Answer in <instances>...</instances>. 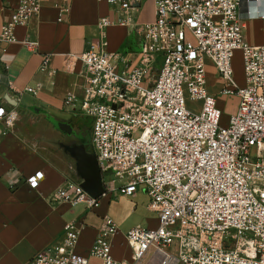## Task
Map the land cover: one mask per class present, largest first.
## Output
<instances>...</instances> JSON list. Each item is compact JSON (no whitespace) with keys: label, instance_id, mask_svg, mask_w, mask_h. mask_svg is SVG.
Masks as SVG:
<instances>
[{"label":"built area","instance_id":"2783aa9c","mask_svg":"<svg viewBox=\"0 0 264 264\" xmlns=\"http://www.w3.org/2000/svg\"><path fill=\"white\" fill-rule=\"evenodd\" d=\"M104 1L120 16H101L87 48L70 55L82 64L78 109L90 120L100 173H110L125 196L142 187L156 226L125 231L131 250L126 262L110 253V237L118 230L110 216H102L87 255L75 250L78 226L71 220L60 241L37 251L29 264H88L91 257L99 264H136L149 250L160 264H264V43L244 39L245 0H153L154 19L146 23L132 18L140 0ZM255 4L264 9V0ZM39 7V0H18L1 24L0 42L14 41V28ZM56 7L61 20L70 4L56 0ZM112 24L130 26L140 36L134 60L105 49ZM22 44L37 49L28 37ZM235 50L243 85L233 78ZM208 61L221 81L218 94L237 98L225 123L207 89ZM49 62L50 54H43L40 68ZM39 88L38 83L25 90L36 95ZM187 99L200 100L199 110L189 109ZM63 103L72 105L73 96ZM15 117L0 105V120L11 124ZM42 176L35 171L25 182L35 188ZM102 195L94 197L75 182L56 190L59 199L87 209L98 206Z\"/></svg>","mask_w":264,"mask_h":264},{"label":"crops","instance_id":"0c3cea01","mask_svg":"<svg viewBox=\"0 0 264 264\" xmlns=\"http://www.w3.org/2000/svg\"><path fill=\"white\" fill-rule=\"evenodd\" d=\"M39 1L37 14L14 28L15 40L0 42V105L16 113L11 124L0 120V264H29L37 251L52 248L60 241L64 224L71 220L78 226L75 250L87 255L104 215L110 216L118 226L110 237L112 257L129 262L131 250L124 233L130 225L124 224L119 209L125 207L124 203L127 205L124 198L128 196L117 189L118 183L110 173L106 177L103 173L104 195L95 208L87 209L81 202L71 205L59 199L56 190L67 182L81 184L86 168L76 154L81 143L72 147L71 156L67 150L55 151L53 143L58 131L62 135L70 133L68 122L72 119L78 126L85 121L76 117L82 95V64L70 55H78L87 48L97 34L96 24L101 16L115 20L120 14L104 0H68L69 11L57 20L56 0ZM17 2L0 0V27L8 9ZM246 10L248 6L242 4L244 39L250 44L264 43V20L247 18ZM132 18L137 23L152 21L154 1L136 3ZM25 37L36 42V50L22 44ZM140 44V36L130 26L112 24L106 28L104 47L109 52H120L126 59L134 60ZM46 53L50 54V62L42 70L40 63ZM207 74L217 80V87L209 86ZM38 83L36 95L25 90ZM206 84L222 113V102L227 98L216 97L221 81L209 61ZM238 84H244L243 77ZM67 95L73 96L72 105L63 103ZM229 102L226 116L235 109L236 96L232 95ZM38 170L43 176L38 186L31 188L25 176ZM136 196L137 189L131 198ZM127 207L126 211L130 212V206ZM146 219L148 227L156 226L155 217ZM88 264H99V260L91 257ZM136 264H160L159 256L149 250Z\"/></svg>","mask_w":264,"mask_h":264},{"label":"rangeland","instance_id":"374dc122","mask_svg":"<svg viewBox=\"0 0 264 264\" xmlns=\"http://www.w3.org/2000/svg\"><path fill=\"white\" fill-rule=\"evenodd\" d=\"M232 68H233V78L235 81H237V83L242 79L243 77V73H242V62H241V57H240V52L239 50H235L234 54H233V58H232ZM208 84L211 87H217L218 86V82L215 78H213L212 76H208ZM221 96H226V95H221V94H216L217 99L221 98ZM230 96H226V100L222 102L223 108H222V113H221V122L224 123V121L227 118V110L228 107H230V102H229V98ZM201 105V101L200 100H190L187 99V107L191 110L194 111H198ZM76 117H78L80 120H89L86 116L82 115L80 112H78L76 114ZM71 126V131L68 134H63L58 131V138H56L54 140V150L57 151H65L71 156V152L73 150V146H77L78 144L81 143V145L84 147L85 151H86V157L88 160H91L92 157V150H91V146H90V122L89 124L87 122H82L80 126H78L76 124V122H74V120L72 119L70 122H68ZM58 128L56 127L55 130H57ZM57 132V131H56ZM57 134V133H56ZM62 136V138H61ZM81 138V139H80ZM62 148V149H61ZM250 152L251 155L254 156V146H252L250 148ZM106 173L103 174V176L106 177ZM111 176V175H110ZM112 177V176H111ZM118 198V197H117ZM124 197H121V199ZM116 199V198H115ZM114 199V200H115ZM127 202V205L124 203L123 208H119L120 209V215L124 221V224L126 225H130L127 229H129L130 227L134 226V225H142V226H147L148 221L146 218H153L155 217V213L148 210L147 202H148V198L147 195L145 194V191L142 187L138 186L137 187V196L135 198H131V197H126L124 198ZM130 206V212H128V210L126 211V208H128L127 206ZM122 206V204H121ZM112 207V205H111Z\"/></svg>","mask_w":264,"mask_h":264},{"label":"water","instance_id":"95a60500","mask_svg":"<svg viewBox=\"0 0 264 264\" xmlns=\"http://www.w3.org/2000/svg\"><path fill=\"white\" fill-rule=\"evenodd\" d=\"M79 159L85 164L86 171L83 175L84 181L81 183L83 188L92 196L98 197L103 193L101 173L97 162L95 160V155L92 152L91 160L86 157V151L82 146L77 152Z\"/></svg>","mask_w":264,"mask_h":264},{"label":"clouds","instance_id":"9594fccd","mask_svg":"<svg viewBox=\"0 0 264 264\" xmlns=\"http://www.w3.org/2000/svg\"><path fill=\"white\" fill-rule=\"evenodd\" d=\"M245 3L248 5L247 15L249 18L264 17V9L258 8L255 4V0H245Z\"/></svg>","mask_w":264,"mask_h":264},{"label":"trees","instance_id":"16d2710c","mask_svg":"<svg viewBox=\"0 0 264 264\" xmlns=\"http://www.w3.org/2000/svg\"><path fill=\"white\" fill-rule=\"evenodd\" d=\"M85 122H87L89 124L90 120H85Z\"/></svg>","mask_w":264,"mask_h":264}]
</instances>
